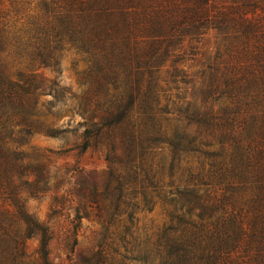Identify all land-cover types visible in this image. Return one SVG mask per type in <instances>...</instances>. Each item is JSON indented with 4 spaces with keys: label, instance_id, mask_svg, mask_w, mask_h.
<instances>
[{
    "label": "trees",
    "instance_id": "16d2710c",
    "mask_svg": "<svg viewBox=\"0 0 264 264\" xmlns=\"http://www.w3.org/2000/svg\"><path fill=\"white\" fill-rule=\"evenodd\" d=\"M205 38L213 43L197 60L196 95L172 98L164 72L175 77L174 65L194 60ZM70 51L85 58V84L109 97L83 125L98 126L94 134L104 132L115 148L118 131L142 116L141 132L156 133L176 165L188 164L180 169L192 196L180 202L198 220L176 216L185 234L158 240L159 264H264V224L252 239L250 210L225 196L242 176L264 181V0H0V264H49L48 227L19 196L21 148L36 134L73 132L56 123L67 90L44 74L59 72ZM168 62L172 73L163 69ZM162 101L184 106L182 127L168 137L156 111ZM213 140L218 149L210 151ZM194 159H211L209 169L192 167ZM208 178L224 181L225 191L198 195ZM33 236L41 244L36 263L27 252Z\"/></svg>",
    "mask_w": 264,
    "mask_h": 264
},
{
    "label": "rangeland",
    "instance_id": "374dc122",
    "mask_svg": "<svg viewBox=\"0 0 264 264\" xmlns=\"http://www.w3.org/2000/svg\"><path fill=\"white\" fill-rule=\"evenodd\" d=\"M212 43V38H205L194 60L174 65L179 71L175 77L164 72L172 98L196 95L191 81L198 70L197 60ZM169 64L163 69L172 73ZM85 68L84 56L70 51L62 56L59 72L44 70L67 90L64 103L56 108V123L73 132L65 138L36 134L25 140L21 148L23 174L19 178L21 202L48 227L45 258L49 264H159L155 250L158 240H178L185 234L187 227L176 216L187 222L198 220L197 211L188 214L180 202V196H192L188 190L193 183L180 169L188 164L176 165L167 144L154 140L156 133L141 132L142 116L132 119H139L134 126L131 123L118 131L115 148L105 143L104 132L94 134L98 126L83 125L87 115L101 114L109 98L105 90L85 84ZM85 105L88 111L83 116L79 112ZM165 106L162 101L156 111L165 127L161 136L168 137L182 127L185 115L182 103ZM163 107L165 111L160 112ZM213 142L207 147L210 151L218 149ZM210 161L201 159V164L194 159L191 166L207 171ZM256 177L242 176L225 194L234 196L237 206L246 204L245 209L250 210L252 239L264 224V181ZM198 186L200 196L205 191H225V182L212 178ZM184 188L186 195L181 193ZM40 247L37 236L28 239L27 252L34 263L38 262Z\"/></svg>",
    "mask_w": 264,
    "mask_h": 264
}]
</instances>
